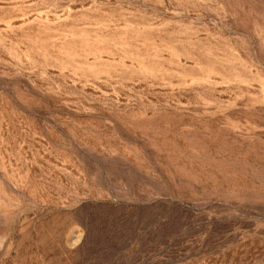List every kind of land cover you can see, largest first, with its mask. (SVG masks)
<instances>
[{
    "label": "rangeland",
    "instance_id": "1",
    "mask_svg": "<svg viewBox=\"0 0 264 264\" xmlns=\"http://www.w3.org/2000/svg\"><path fill=\"white\" fill-rule=\"evenodd\" d=\"M0 264H264V0H0Z\"/></svg>",
    "mask_w": 264,
    "mask_h": 264
}]
</instances>
